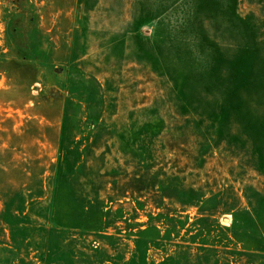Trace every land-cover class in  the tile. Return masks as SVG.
I'll use <instances>...</instances> for the list:
<instances>
[{"label":"rangeland","instance_id":"1","mask_svg":"<svg viewBox=\"0 0 264 264\" xmlns=\"http://www.w3.org/2000/svg\"><path fill=\"white\" fill-rule=\"evenodd\" d=\"M0 264H264V0H0Z\"/></svg>","mask_w":264,"mask_h":264}]
</instances>
